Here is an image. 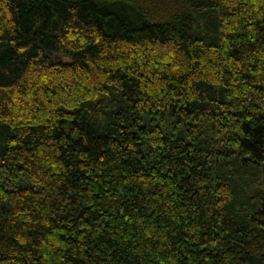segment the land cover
<instances>
[{
  "label": "trees",
  "instance_id": "obj_1",
  "mask_svg": "<svg viewBox=\"0 0 264 264\" xmlns=\"http://www.w3.org/2000/svg\"><path fill=\"white\" fill-rule=\"evenodd\" d=\"M0 264H264V0H0Z\"/></svg>",
  "mask_w": 264,
  "mask_h": 264
},
{
  "label": "rangeland",
  "instance_id": "obj_2",
  "mask_svg": "<svg viewBox=\"0 0 264 264\" xmlns=\"http://www.w3.org/2000/svg\"><path fill=\"white\" fill-rule=\"evenodd\" d=\"M61 58V57H60Z\"/></svg>",
  "mask_w": 264,
  "mask_h": 264
}]
</instances>
